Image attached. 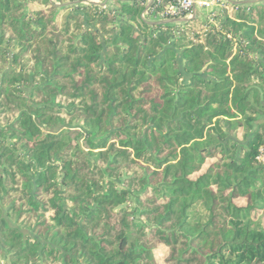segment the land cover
<instances>
[{
	"label": "trees",
	"instance_id": "obj_1",
	"mask_svg": "<svg viewBox=\"0 0 264 264\" xmlns=\"http://www.w3.org/2000/svg\"><path fill=\"white\" fill-rule=\"evenodd\" d=\"M74 1L0 0V263L264 264V4Z\"/></svg>",
	"mask_w": 264,
	"mask_h": 264
},
{
	"label": "built area",
	"instance_id": "obj_2",
	"mask_svg": "<svg viewBox=\"0 0 264 264\" xmlns=\"http://www.w3.org/2000/svg\"><path fill=\"white\" fill-rule=\"evenodd\" d=\"M164 1L166 0H152V4L156 3L154 9L158 8V10L155 14L149 15L148 10L152 6L151 4V6L142 14L143 18L171 23L169 20L191 17L192 13H190L189 10H193V8L199 4L205 8H210L207 19L212 22L214 13L226 5L225 0H199L198 2L197 0H175V2L170 3L167 7L161 9L160 6ZM146 5H148V3Z\"/></svg>",
	"mask_w": 264,
	"mask_h": 264
},
{
	"label": "crops",
	"instance_id": "obj_3",
	"mask_svg": "<svg viewBox=\"0 0 264 264\" xmlns=\"http://www.w3.org/2000/svg\"><path fill=\"white\" fill-rule=\"evenodd\" d=\"M105 1V4H107V2H108V0H104ZM104 1L103 2H99V1H91V0H86V1H84V3H88V2H99V3H104ZM121 1H128V0H121ZM151 1L152 0H147V3L149 4V3H151ZM199 0H197V2H198ZM226 1V3L228 2L227 0H225ZM235 1H244V0H235ZM247 1H253V0H247ZM254 1H256V0H254ZM76 2H78L79 3V1H75V3ZM230 2V1H229ZM70 3V2H69ZM146 3V4H147ZM72 4H74V2H72ZM105 4H97V5H100V6H106ZM253 5V4H264V2H260V3H250V5ZM146 7H147V5H146ZM210 8H205V7H203V6H201V5H199V4H197V6L195 7V8H193V12H192V16H195V17H192V18H201V19H203V20H206L207 19V16H208V14H209V10ZM220 9V8H219ZM146 11V10H145ZM144 11V12H145ZM191 19V18H190ZM189 19V20H190ZM146 21H148V22H152V21H156V20H152V19H145ZM188 20V21H189ZM157 22V21H156ZM185 23V22H184ZM174 24H183V23H174Z\"/></svg>",
	"mask_w": 264,
	"mask_h": 264
},
{
	"label": "water",
	"instance_id": "obj_4",
	"mask_svg": "<svg viewBox=\"0 0 264 264\" xmlns=\"http://www.w3.org/2000/svg\"><path fill=\"white\" fill-rule=\"evenodd\" d=\"M227 1H230V2H232V3H236V4H250V3H260V2H264V0H256V1H247V0H244V1H235V0H227ZM72 2H70V3H66V4H57L58 6H64V5H67V4H71ZM91 3H95V4H105V1H104V3H99V2H91ZM151 4H152V1H151V3H149L148 5H147V7L146 8H149L150 6H151ZM192 17H195V16H192ZM192 17H188V18H178V19H173V20H169V22H171V23H184V22H187L190 18H192ZM150 24H153V23H165V22H163V21H152V22H149Z\"/></svg>",
	"mask_w": 264,
	"mask_h": 264
},
{
	"label": "rangeland",
	"instance_id": "obj_5",
	"mask_svg": "<svg viewBox=\"0 0 264 264\" xmlns=\"http://www.w3.org/2000/svg\"><path fill=\"white\" fill-rule=\"evenodd\" d=\"M54 1V0H53ZM77 1V0H76ZM91 1H99V2H103L104 0H91ZM112 3H113V0H108V2H107V4H105L106 6H111L112 5ZM75 4H77V2L75 3V1H74V4H70V5H75ZM58 7H62V6H58ZM104 7V6H103ZM243 136V134H240V137H242ZM198 208H199V206H198ZM137 219H140V218H137ZM1 255V254H0ZM2 256V255H1ZM1 264V263H0Z\"/></svg>",
	"mask_w": 264,
	"mask_h": 264
}]
</instances>
